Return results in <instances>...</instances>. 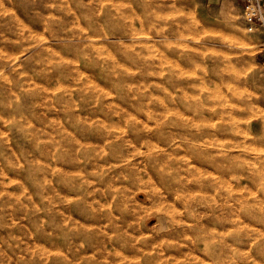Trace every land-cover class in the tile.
Masks as SVG:
<instances>
[{
    "label": "clouds",
    "instance_id": "9594fccd",
    "mask_svg": "<svg viewBox=\"0 0 264 264\" xmlns=\"http://www.w3.org/2000/svg\"><path fill=\"white\" fill-rule=\"evenodd\" d=\"M0 264H264V0H0Z\"/></svg>",
    "mask_w": 264,
    "mask_h": 264
}]
</instances>
